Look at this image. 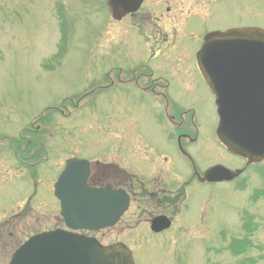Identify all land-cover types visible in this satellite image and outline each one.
<instances>
[{
  "label": "rangeland",
  "instance_id": "374dc122",
  "mask_svg": "<svg viewBox=\"0 0 264 264\" xmlns=\"http://www.w3.org/2000/svg\"><path fill=\"white\" fill-rule=\"evenodd\" d=\"M48 1L0 0V20L4 7L9 11L6 19H12L5 21L2 30L0 28V53L3 44H7L3 51V59L0 61V238L3 240L0 241V264L6 261L16 240L19 242L37 229L63 225L58 202L55 201L50 190L52 178L67 156L98 152L93 149L94 137L100 139L98 134L106 136L101 129L96 128L97 132L95 131L92 120L75 121L79 116H76L77 110L71 106H69L71 111L69 118L61 117L51 110L63 108L64 103L57 108L63 102L61 97L78 93L81 88L97 80L95 78L101 68H107L111 61L109 51L107 54H102L98 50V48L108 49L100 46L105 45L108 37L113 44V30L106 33L109 26L107 15L100 10L76 18V31L63 60L64 56L55 54L58 29L54 27V22L51 23L50 6L46 7ZM65 1L68 4L69 0ZM152 1L147 0V2ZM166 1L175 8L174 2L177 0H161L162 6L155 10L160 11ZM77 6L78 2L67 5L66 13L72 11L75 13ZM177 20L178 28L170 30L169 38L164 41L162 50L158 52L159 57L155 60V64L166 69L171 76V96L177 103L187 104L192 100L198 103L197 116L201 120L199 124L203 129V135L202 142L197 143L194 150L197 162L206 166L212 164V155L221 154L223 157L219 155L218 159H224L223 161L228 164H236L238 161L234 157L225 154L221 148L215 149L210 144L211 140L214 142L213 130L216 124L214 106L195 72L192 51L187 52V50H194L203 34L209 30H223L236 26H264V0H205L191 13L178 16ZM117 29L120 27L114 28L116 44L120 41L123 44L119 51L130 59L147 61L149 53L143 52L140 42L141 32L135 28L133 33L128 30L119 38L116 34ZM45 62L47 65L45 64L44 67ZM156 65L154 66L159 68ZM43 67L49 69L43 70ZM103 91L97 98V103L104 111L103 108L109 109V96H113V93L110 89ZM47 106L55 108L48 109ZM39 115H42V129H46L41 134L46 133L49 126L55 124L58 125L56 131L66 128L68 137L59 139L58 136V139L51 140V151L47 150L50 160L47 164L42 163L32 170L37 173L36 184L32 177L30 180L29 176L25 179L24 168H20L18 164L17 167L21 172L19 173L18 168L10 162L13 153L9 152L5 145L7 142H3L1 137H17V133ZM129 116L137 117L141 127L151 132L149 111L145 106H132ZM101 124H104L102 120L99 121V125ZM93 132L95 135H92ZM22 135L32 136V133L23 131ZM39 135L40 131L34 136L39 138ZM42 137L44 139V136ZM85 139L83 143L82 140ZM6 140L8 141V138ZM203 142H209L208 147L204 146ZM86 143H92V147ZM87 149L90 151H86ZM175 163L185 170L188 169L180 159H175ZM37 176L40 178L37 179ZM224 190L225 184L192 185L188 211L185 212L183 203L180 215L175 217L173 232L150 235V232L144 230L141 225L129 231L122 224H118L116 228L105 229V232L101 231L99 235L104 232L102 235L104 240L119 238L131 245L136 243L141 245L135 248L138 252L139 249L142 252L137 259L139 264H176L175 257L171 253V250L176 248L174 247L176 243H171L174 240L179 246L183 245L181 246L184 254V259L181 261L183 264L189 262L208 264V260L211 264H238L239 255H235L228 247L225 248L224 244H220V240L225 241L226 238L229 240L231 236L237 237L231 232L235 227L234 220L242 203L238 201L241 200L240 197L244 198L247 189L240 192L229 189L230 194L222 192ZM33 194L35 196H31ZM224 200L229 206L223 203ZM258 207L261 210H258V214L264 215V198L259 200ZM201 214L203 218L199 220ZM179 217L183 227L175 232L180 225ZM222 225L227 226L224 228L227 233L224 231L215 237L212 236L216 226L219 229ZM9 232H12V235H9ZM250 235L253 244L259 248V264H264V224L258 228L256 225ZM145 239L152 240L148 248L144 247ZM208 243L213 247L210 249L211 253L207 250ZM178 248H176V256ZM251 252L250 247L247 253L251 254Z\"/></svg>",
  "mask_w": 264,
  "mask_h": 264
},
{
  "label": "water",
  "instance_id": "95a60500",
  "mask_svg": "<svg viewBox=\"0 0 264 264\" xmlns=\"http://www.w3.org/2000/svg\"><path fill=\"white\" fill-rule=\"evenodd\" d=\"M127 2L132 3L133 0ZM139 2L140 0L136 2L135 8ZM110 6L120 11L134 8H130L124 1L111 2ZM197 62L205 81L217 95V135L230 151L244 153L249 159L258 157L262 145L258 137L264 133V95L260 94L259 102L245 101L242 98L247 92L243 87L244 81L261 71L264 73V30L241 28L211 33L197 55ZM261 84L259 88L264 89V81ZM217 169L210 170L208 179L230 178L227 170H224V175L217 177L214 172ZM87 172L86 160L69 159L54 184V192L61 200V213L67 225L75 224L79 220V198L86 201L93 198L92 190L85 183ZM104 194L105 199L111 197L107 190ZM101 196L102 193L98 197ZM117 211L120 212V209L117 208ZM77 238L59 230L38 235L19 249L10 264H61L59 252L66 248L69 251L71 246H89L90 243L81 244ZM90 247L94 249L93 246ZM98 248L102 256L95 264L130 262L126 252L110 253L108 250L103 251L102 247Z\"/></svg>",
  "mask_w": 264,
  "mask_h": 264
},
{
  "label": "flooded vegetation",
  "instance_id": "af4514ba",
  "mask_svg": "<svg viewBox=\"0 0 264 264\" xmlns=\"http://www.w3.org/2000/svg\"><path fill=\"white\" fill-rule=\"evenodd\" d=\"M146 73L144 74H132L129 76L128 82H133V81H138L139 78L145 77L148 75V79L145 81H140L139 82V86L143 83L145 84L144 86H142V88H153L154 90L158 87L159 82L157 80V78L161 77L162 74H160L158 71L152 70V69H146L145 71ZM175 122L178 124L177 128H176V140H178L179 142H182L183 146H187L189 143H191V141H193V135H194V129L190 126V122H184V120H182V122H180L182 113L181 112H177L175 115ZM126 137H123L122 139L119 140V144L118 145H114L118 148H122L123 150H126V152L128 151L127 149L130 148V144L129 142H127L128 140H125ZM126 142V143H125ZM128 156V154H127ZM92 170V169H91ZM129 175V172L126 170H121L120 167H118L117 165H115L114 163L111 164L109 166V170H105L103 169V166H100L99 164H97V166L95 168H93L91 175L89 177L90 182L94 183V184H99L101 182H110L113 185L116 182H121L122 179H124L126 176ZM106 179V180H104ZM125 181V179H124ZM155 183L159 182V178H156L155 180H153ZM129 191V190H128ZM129 193H131L129 191ZM157 194V192H156ZM170 194L172 195H165L163 196L162 200L159 201V204L156 208V213L157 214H166L173 199L176 198L175 197V193L171 192ZM131 199H132V195H131ZM174 202V201H173ZM165 207L166 210L162 209V207ZM169 212V211H168Z\"/></svg>",
  "mask_w": 264,
  "mask_h": 264
}]
</instances>
